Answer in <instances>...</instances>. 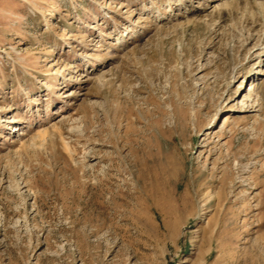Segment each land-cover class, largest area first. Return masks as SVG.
<instances>
[{
  "label": "rangeland",
  "instance_id": "rangeland-1",
  "mask_svg": "<svg viewBox=\"0 0 264 264\" xmlns=\"http://www.w3.org/2000/svg\"><path fill=\"white\" fill-rule=\"evenodd\" d=\"M259 1L0 0V264H264Z\"/></svg>",
  "mask_w": 264,
  "mask_h": 264
},
{
  "label": "bare ground",
  "instance_id": "bare-ground-1",
  "mask_svg": "<svg viewBox=\"0 0 264 264\" xmlns=\"http://www.w3.org/2000/svg\"><path fill=\"white\" fill-rule=\"evenodd\" d=\"M257 1H259V0H257ZM263 1V0H262ZM262 1H259V2H262ZM118 28V27H117ZM130 28V27H129ZM122 29V28H121ZM120 35V34H119ZM261 61V60H260Z\"/></svg>",
  "mask_w": 264,
  "mask_h": 264
}]
</instances>
